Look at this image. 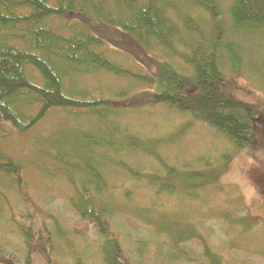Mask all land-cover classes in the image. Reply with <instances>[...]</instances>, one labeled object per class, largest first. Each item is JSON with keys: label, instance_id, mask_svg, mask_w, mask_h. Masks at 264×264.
<instances>
[{"label": "trees", "instance_id": "1", "mask_svg": "<svg viewBox=\"0 0 264 264\" xmlns=\"http://www.w3.org/2000/svg\"><path fill=\"white\" fill-rule=\"evenodd\" d=\"M221 7V0H0V212L8 192L29 201L27 170L2 141L58 114L57 128L31 142V164L65 186L77 217L72 232L84 243L85 233L96 236L103 264H139L125 252L133 238L123 217L143 227L140 237L166 241L173 263L228 264L212 248L214 231L227 245V225L238 234L264 226L245 213L239 196L218 197L229 154L180 163L171 129L159 136L129 123L137 111L158 108L176 125L199 121L231 151L264 149V113L226 87L227 76L244 69L262 83V62H253L249 44L264 35V0ZM119 54L134 68L116 61ZM100 74L128 84L107 92L85 82ZM0 217L22 247L21 256L0 248V264H35V256L43 264H86L65 257L58 244L66 234L44 217Z\"/></svg>", "mask_w": 264, "mask_h": 264}, {"label": "rangeland", "instance_id": "2", "mask_svg": "<svg viewBox=\"0 0 264 264\" xmlns=\"http://www.w3.org/2000/svg\"><path fill=\"white\" fill-rule=\"evenodd\" d=\"M227 2L228 0H221L222 9L227 6ZM258 42L264 44V35L261 38H256L253 42L251 41L249 46L253 62L256 65L260 61L262 62V65H260V81L262 83L257 82L256 75L253 74L252 70L244 69L241 74L228 75L226 87L235 98L257 106L264 113V45L261 44V47H257ZM115 60L122 62V65L127 68H134V60L132 61L131 58L130 60L124 59L119 54L115 55ZM31 75L35 81H39V77L35 72H31ZM85 82L90 86L97 87L99 85L107 92L118 91L128 84L126 79L113 78L107 74L87 78ZM137 113L129 116V123L132 122L134 129L148 134L152 133V135L158 133L159 136L169 135L170 131L173 132V136L178 138V144L170 149L173 150L172 155L181 161L180 163L184 158H194V160L197 158L208 164L212 163L214 158H218L219 154L228 153L229 158L217 177L218 184L225 187V190L218 197L223 198L224 201H233L235 197L239 196L242 202L241 205L251 220L264 222V149L251 150L249 147H245L238 151H231L219 139L218 134L213 133L199 121L185 118L183 123H177L176 125L174 123L175 117L172 114L151 107L146 108L142 113L141 110ZM60 120L62 118L58 114H51L30 132L24 135H14L2 141L6 151L23 164L27 170L26 178L29 193L27 197L29 201L24 203L15 190L8 192L6 195L9 204H4L0 213L5 215L11 211L12 214L21 213L23 216L29 213L34 214L37 220L44 217L50 227L58 226L66 234L64 235L66 240L59 241L58 244V247L64 251L66 258L79 257L86 264H103L100 259L99 247L93 241L96 236L84 232V236L88 241L84 243L80 239L82 236L72 232V226L77 222V217L65 202V186L42 176L31 164L29 151L31 142L36 137H45L49 131L57 128ZM168 129L171 130L168 132ZM9 206H11V210H9ZM122 221L123 226L127 228L128 235L130 234L133 238V240L130 239L129 244L126 243L124 246L125 252L130 257V263L181 264L180 262L173 263L172 258H165L169 249L166 241L161 239L152 241L149 239L152 236H149V238L140 237L143 227L139 226L138 222L128 217H123ZM209 221L213 224L217 222L214 218H210ZM2 225L3 221L0 220V248L14 252L15 256H21L22 247L17 237L9 229L5 227V229H2ZM215 229H211V232ZM225 229L227 234L233 235L228 239L231 242H228L227 245L216 231L209 239L214 251L218 249V251H222L223 255H227L228 264H264V258H257L264 257V226L262 228H252L240 234L236 232L234 227L233 232L228 225ZM68 241L71 247L69 249L66 245ZM230 249H238L242 252V256L239 257L242 258V261L238 257L227 253L231 251ZM34 260L35 264H43L37 256L34 257Z\"/></svg>", "mask_w": 264, "mask_h": 264}]
</instances>
